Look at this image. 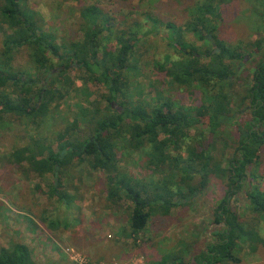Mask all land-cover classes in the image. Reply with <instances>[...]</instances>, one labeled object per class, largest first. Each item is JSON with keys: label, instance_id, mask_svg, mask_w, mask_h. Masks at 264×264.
<instances>
[{"label": "trees", "instance_id": "trees-1", "mask_svg": "<svg viewBox=\"0 0 264 264\" xmlns=\"http://www.w3.org/2000/svg\"><path fill=\"white\" fill-rule=\"evenodd\" d=\"M241 1H198L191 7L183 28L173 22L166 23L168 48H172L176 56L165 55L162 61L157 59L153 64L162 74L163 83L167 80L170 88L157 98H145V86L135 80L144 58L143 52L136 48L139 35L131 32L137 28V23L122 31L114 50L106 54L105 50L102 52L101 41L105 32H112L114 24L112 16L96 5L81 7L77 20L80 38L69 42L58 38L54 31L44 30L43 19L29 7L27 0H0V58H4V62L0 61V113L30 116L39 127L38 118L49 113L56 97L54 89L58 88L56 91L63 94L70 91L69 79L59 80L70 69L81 72L85 83L98 84L105 89L99 99L89 102L92 108L80 109L82 123L92 125L90 137L71 136L63 143L57 142L56 149L53 140L37 137L38 140L33 139V143L37 142L34 151L26 147L14 149L8 157L0 154V163L6 157L13 163L23 161L26 173H35L44 179L48 191L60 201L63 198L59 185L71 180L69 172L73 169L80 167L82 171L81 166L87 165L90 171L103 173L108 200L115 203L126 194L132 201L123 228L127 237L144 231L157 207L191 202L203 190L210 175H216L224 190L210 221L215 226L209 233L211 240L188 262L183 253L177 251L168 255L165 264L239 263L238 250H241L244 229L231 201L242 194L248 201V210L259 213L264 219V190L249 181L248 173L264 146V37H258L253 45L242 41L234 43L220 29L229 8ZM255 2H261L264 8V0ZM260 17L262 23L264 15ZM253 18L251 16V21ZM187 33L195 42H187ZM22 47L29 50L28 57L35 66L34 76L17 72L7 64L13 51ZM252 61H255L252 72L244 73V67ZM238 82L242 83L240 89L236 88ZM190 90L198 92L201 98L196 112L183 106L178 97ZM129 96L131 101L137 97L134 100L136 111L129 106ZM201 108L207 111L206 118L200 113ZM246 111L248 117L236 126L237 140L227 143L225 137L231 131L227 130L226 123L233 114ZM121 128H124L129 148L141 149L147 156L148 167L164 171V166H168V187L163 181L148 185L133 177L116 179L113 146ZM215 144L231 148V155L224 158L221 154L223 160L217 161ZM183 147H186L187 157L179 154L174 157ZM147 148L150 149L146 151ZM70 154L75 160L72 166L68 165ZM194 173L199 179L197 186L190 183ZM250 175L252 179L254 176ZM5 221L12 225L10 215L5 216ZM95 223L92 217L84 215L78 227ZM33 256L32 249L22 240H9L0 246V264H38Z\"/></svg>", "mask_w": 264, "mask_h": 264}, {"label": "rangeland", "instance_id": "rangeland-1", "mask_svg": "<svg viewBox=\"0 0 264 264\" xmlns=\"http://www.w3.org/2000/svg\"><path fill=\"white\" fill-rule=\"evenodd\" d=\"M27 1L36 15L43 19L44 30L54 31L58 38L69 42H77L80 38V25L77 20L82 6L94 4L102 12H108L114 25L112 32H105L101 41L102 52L105 50L106 54L114 50L120 33L137 23V28H133L131 32L139 35L136 48L143 52L144 58L135 80L145 86V98H157L162 95L163 90L167 92L170 85L167 80L163 83L162 74L153 63L157 59L162 61L165 55L176 56L173 49L168 48L169 32L166 23L173 22L183 28V23L191 13V7L195 2L203 0ZM255 1L242 0L236 3L221 20V32L232 42L242 41L253 45L258 37H264V21L261 23L260 17V14L264 15V8L260 6L261 2ZM251 16L254 17L252 21ZM186 38L187 42H195L189 33ZM1 42L0 33V50ZM28 52L26 47L13 51L7 64L17 72H27L34 76L35 66L29 59ZM51 60L57 63L55 59ZM0 61L4 62V58H0ZM254 63L255 61L248 63L244 67V73L250 75ZM80 75L78 70L70 69L59 77L60 81L69 79L72 84L70 91L63 94L56 91L58 88L54 89L56 97L49 113L41 115L38 121L35 120L37 124L41 122L39 127L34 125L30 116L0 113V154L8 157L14 149L23 147L33 150L37 143L33 141L38 140L37 137L53 140L56 143L53 145L55 149L57 142L63 143L71 136L90 137L92 125L82 123L80 109L92 108L89 102L99 99V94L105 92V89L98 84L85 83ZM241 84L238 82L236 88ZM179 95L183 106L188 109L195 111L196 107H200L201 98L198 92L190 90ZM237 96L236 94L235 97ZM134 100L129 99V106L136 111ZM103 109L110 111L108 108ZM199 111L203 117H207L204 108ZM247 117V111L235 113L226 123L227 130L231 131L225 137L227 143L237 140L236 126ZM123 134L124 128L119 129L113 146L117 160L116 179L126 180L133 177L148 185H157L163 181L168 187V166H164V171L160 170L162 168L153 171L148 167L147 156L143 151L129 148L128 140ZM148 149L150 148L146 151ZM215 149V158L219 162L223 160L222 155L225 158L232 151L231 148L224 149L219 144H215ZM178 154L180 157H187L186 147L173 156ZM7 157L0 163V246L9 240H22L32 249L38 264H165L168 255L177 251L183 253L185 262H188L211 240L209 233L215 226L210 221L224 190L220 177L216 175H210L203 190L191 202H184L181 206L157 207L148 227L127 237L123 228L126 227L127 211L132 207V201L126 194L114 201L115 203L108 200L107 180L103 173L90 171L87 165L81 166L83 172L79 171L80 167L73 169L74 171L69 172L71 180L62 181L59 185L63 198L60 201L48 191L44 179L35 173H26L23 161L13 163ZM68 157V165L72 166L75 160L71 154ZM221 164L223 166L224 162ZM250 166L249 181L264 190V146L259 159ZM250 174L254 176L252 179ZM191 181L194 186L199 184L197 174L191 176L190 183ZM247 204L248 201L242 194L231 201L233 211L242 222L244 237L241 239V250H238L241 261L224 264H264V219L259 213L248 210ZM6 215H10L12 225L5 221ZM84 215H89L96 223L93 226L83 224L80 229L79 220Z\"/></svg>", "mask_w": 264, "mask_h": 264}, {"label": "built area", "instance_id": "built-area-1", "mask_svg": "<svg viewBox=\"0 0 264 264\" xmlns=\"http://www.w3.org/2000/svg\"><path fill=\"white\" fill-rule=\"evenodd\" d=\"M81 264H84V263H81Z\"/></svg>", "mask_w": 264, "mask_h": 264}, {"label": "crops", "instance_id": "crops-1", "mask_svg": "<svg viewBox=\"0 0 264 264\" xmlns=\"http://www.w3.org/2000/svg\"><path fill=\"white\" fill-rule=\"evenodd\" d=\"M25 243V242H24ZM55 260V259H54Z\"/></svg>", "mask_w": 264, "mask_h": 264}]
</instances>
